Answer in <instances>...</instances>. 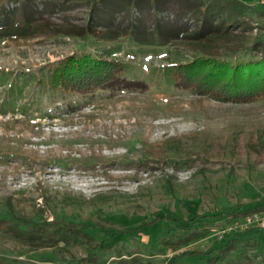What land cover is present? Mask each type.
Segmentation results:
<instances>
[{"label": "rangeland", "instance_id": "1", "mask_svg": "<svg viewBox=\"0 0 264 264\" xmlns=\"http://www.w3.org/2000/svg\"><path fill=\"white\" fill-rule=\"evenodd\" d=\"M235 1L244 36L223 53L250 58L264 42V0ZM97 2L3 3L60 34L0 42V73L39 77L70 56L118 47L113 59L129 70L91 100L41 98L34 82L18 102L28 113L0 112V264H264V230L245 224L264 205V100L219 102L170 85L165 70L195 56L179 41L158 49L76 36L111 21L120 33L156 24L154 14H111ZM178 8L157 17L162 26L194 28ZM50 100L49 116L33 110ZM70 223L85 229L69 235ZM193 251L206 254L183 256Z\"/></svg>", "mask_w": 264, "mask_h": 264}, {"label": "trees", "instance_id": "2", "mask_svg": "<svg viewBox=\"0 0 264 264\" xmlns=\"http://www.w3.org/2000/svg\"><path fill=\"white\" fill-rule=\"evenodd\" d=\"M5 0H0V42L5 40H21L46 35L57 36L60 33L52 26L39 25L37 19L26 9L4 8ZM23 0H15L22 7ZM59 4H72L84 0H51ZM96 0H88L92 4ZM96 7L104 12L116 14L120 9L131 12L138 10L154 14L156 24L146 29L142 23L133 22L126 32L112 30V21L106 27L94 26L84 30L81 34L68 33L70 36L92 38L100 42L113 43L121 38L131 39L138 45L155 48L174 47L173 41H179L180 46L195 56L185 63H173L165 70L167 82L170 85L188 91L197 96L209 97L219 102H234L236 104H250L264 100V42L257 44L252 50L258 53L250 58L230 57L240 54L238 50L231 51L226 56L224 51L232 50L231 46H240L245 23L240 20L244 8L235 0H97ZM178 6L183 14L196 20L194 28L179 25L176 29L162 26L159 15L167 10L170 4ZM110 9V10H109ZM158 17V18H157ZM48 29V30H47ZM242 31H241V30ZM50 32V33H48ZM75 34V35H74ZM121 49H105L107 55L95 57L92 54L73 55L44 69L41 75H20L12 79L10 75L0 73V88L11 83L8 98L0 106L3 115L9 112L22 111L28 113L29 108L20 109L18 102L24 93L35 82L39 87L40 97L49 94L58 95L61 99L78 96L79 99L91 100L98 95H104L112 88L121 84L128 67L113 56L120 54ZM181 54V51L178 53ZM248 54V53H247ZM56 101L50 100L45 104L39 101L36 111L48 114ZM76 102L66 105L73 106ZM75 108L74 110H76ZM49 116V114H48ZM244 146V144H242ZM242 152L249 151L248 147H241ZM264 161V145L258 154ZM264 210V205L253 211ZM164 219L165 217H160ZM178 222V219H175ZM69 235H78L85 229L84 225L70 223L65 226ZM231 247V243L226 250ZM202 253L200 251L185 252L183 256ZM210 253V252H209ZM207 253V254H209ZM206 254V253H205ZM220 258V257H219Z\"/></svg>", "mask_w": 264, "mask_h": 264}, {"label": "built area", "instance_id": "3", "mask_svg": "<svg viewBox=\"0 0 264 264\" xmlns=\"http://www.w3.org/2000/svg\"><path fill=\"white\" fill-rule=\"evenodd\" d=\"M246 226L264 230V211L254 213L246 218Z\"/></svg>", "mask_w": 264, "mask_h": 264}]
</instances>
